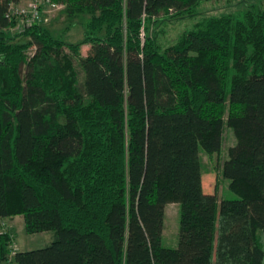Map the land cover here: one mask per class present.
<instances>
[{
    "label": "trees",
    "instance_id": "16d2710c",
    "mask_svg": "<svg viewBox=\"0 0 264 264\" xmlns=\"http://www.w3.org/2000/svg\"><path fill=\"white\" fill-rule=\"evenodd\" d=\"M52 1L91 14L85 57L39 24L14 42L20 0H0V226L23 215L29 233H55L11 260L0 230V264H264V0L167 47L162 18L201 0ZM226 126L238 199L204 188L200 148L220 152ZM172 201L177 248L163 245Z\"/></svg>",
    "mask_w": 264,
    "mask_h": 264
},
{
    "label": "rangeland",
    "instance_id": "374dc122",
    "mask_svg": "<svg viewBox=\"0 0 264 264\" xmlns=\"http://www.w3.org/2000/svg\"><path fill=\"white\" fill-rule=\"evenodd\" d=\"M262 0H201L199 5L191 14L176 15V12L162 18L164 20L159 26V40L162 47L176 44L181 36L186 32L195 28L196 24L205 17L213 15H221L226 13H236L247 9L252 4H259ZM32 0H20L18 4H14L15 9L28 8ZM42 20L39 25L50 30L54 36L62 37L68 43L80 45L82 57H85L91 44L84 40L87 23L91 19V14L83 13L80 16L71 19L69 17L66 6L52 9L48 4L42 2ZM13 9L11 14L15 18V26L6 28L8 35L14 38V42L27 43L30 41L29 36H25L22 32L26 28L24 26V17L15 14ZM36 53L35 47H30L26 51L28 57H32ZM66 53L70 54V50L66 48ZM80 60L76 58V67L80 71L81 81L84 74L79 66ZM237 143V137L234 130L226 126L224 131V144L220 152L210 154L203 148H200V155L203 165L204 188L208 193H217L222 199H238L239 195L230 188V180L225 178L222 172L224 162L229 158V149ZM180 216L181 203L177 201L170 202L166 207L165 228L163 233V245L169 248H177L179 245L180 234ZM0 230L9 232L13 237L11 260H13L16 252L28 251L44 248L50 245L55 239L53 231H45L40 233H29L26 230L25 218L23 215H16L1 220ZM8 264H13L10 262Z\"/></svg>",
    "mask_w": 264,
    "mask_h": 264
},
{
    "label": "built area",
    "instance_id": "2783aa9c",
    "mask_svg": "<svg viewBox=\"0 0 264 264\" xmlns=\"http://www.w3.org/2000/svg\"><path fill=\"white\" fill-rule=\"evenodd\" d=\"M42 2L48 4L52 9L60 7L59 4L52 0H32V3L28 8L15 9L14 6L11 7L10 17H12V10H15V14L22 15L24 17V26L30 27L33 24H39L42 20Z\"/></svg>",
    "mask_w": 264,
    "mask_h": 264
}]
</instances>
